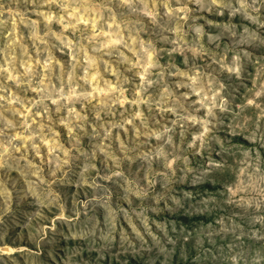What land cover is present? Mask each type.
<instances>
[{
  "label": "rangeland",
  "instance_id": "obj_1",
  "mask_svg": "<svg viewBox=\"0 0 264 264\" xmlns=\"http://www.w3.org/2000/svg\"><path fill=\"white\" fill-rule=\"evenodd\" d=\"M0 158V264H264V0H0Z\"/></svg>",
  "mask_w": 264,
  "mask_h": 264
},
{
  "label": "clouds",
  "instance_id": "obj_2",
  "mask_svg": "<svg viewBox=\"0 0 264 264\" xmlns=\"http://www.w3.org/2000/svg\"><path fill=\"white\" fill-rule=\"evenodd\" d=\"M121 4H126V5H130L133 3V0H120ZM85 23H87V21H85ZM96 36H100V35H105V36H110V33H106V32H97L95 34ZM89 43H91V41L93 39H95V37H89ZM123 43V47L127 48L129 52L132 53V56L136 57L135 59H132V57H130L127 52H125L123 49L121 48H116L114 51H105L106 49H111L112 46L114 45H119ZM143 45L140 46L139 49L135 48L134 46H130L128 43H124L122 40L120 39H115V40H109L108 42H104L101 43L100 45L96 46L93 48V51L96 53H103L106 56H113V53L115 52L120 58H121V63H127L129 65H131L133 68H136L137 65H139L140 68H144L145 70L148 67H151L150 64L145 63V64H141L140 60H141V55L140 53L143 51ZM88 63L91 65L92 63V58L89 57ZM105 71L111 73L112 75H117L118 73V69L116 67H113V64L111 62H106V67H105ZM229 71H235L237 73V75L239 76V72L240 69L239 67L236 68H232L229 69ZM99 73H93L90 76H84L81 79L84 80L85 83H90L91 81L96 80L97 75ZM138 75H141V77L143 78V76L145 75V73H137ZM74 73H70L69 76V91L66 95H61L60 97H58V99H63L66 102V106L68 108V113L70 115H74L76 119H86L87 117L82 115L81 112H78L75 108V104H74V100L78 99V98H84L86 100L89 101V103L91 102L92 99H95V93L96 92H103L104 89L102 88H98L95 89L94 91H88V90H81V91H77V88L80 87L79 85H75L72 84L71 81L74 79ZM119 79V77H118ZM148 83H151V81L149 80ZM191 87V85H190ZM108 91L112 92V91H119V89L116 87V85L110 84L109 83V87H108ZM198 96L201 95L200 92L196 93ZM187 95V94H186ZM219 96V90H217L212 97H208L207 95H202L201 99L199 101H193V104H199L202 107L207 108V115L211 116L213 115L212 109L215 107H220V105L215 103V97ZM205 100H208L209 103L205 104ZM114 103H123L126 102L125 100L121 99V98H117L116 100L113 101ZM132 103H141L142 101L139 100H133L131 101ZM223 102V101H222ZM53 103H56V100H53ZM249 103H252V101H249ZM82 107H84L82 105ZM198 110V109H197ZM57 111H59V108H57ZM141 113L137 112L136 116H140ZM97 117H99V114L97 113ZM185 119L187 120H191L193 123H202L203 124V131L200 133V136H204L208 133L209 128L207 127V124L210 123V121L208 120H204L203 122L199 119H197L196 116L194 115H188L187 117H185ZM60 123H65L64 120H61ZM127 123H131V121H127ZM69 132H72L73 129L71 127H69ZM29 140H32L33 137H28ZM43 144L47 145L49 144V140L44 139L43 140ZM33 147L37 149V155L40 154L39 151V145L38 144H33ZM4 166V162L2 160V158H0V167ZM245 168L241 169V174H243L245 172ZM256 173L260 172L259 168L255 169ZM249 176H253L252 173H249ZM260 180H264V175L259 177ZM261 194H264V188L260 189ZM10 194V192H9ZM35 194V193H34Z\"/></svg>",
  "mask_w": 264,
  "mask_h": 264
},
{
  "label": "bare ground",
  "instance_id": "obj_3",
  "mask_svg": "<svg viewBox=\"0 0 264 264\" xmlns=\"http://www.w3.org/2000/svg\"><path fill=\"white\" fill-rule=\"evenodd\" d=\"M10 250H11L10 245H0V252L1 253H6V252H9Z\"/></svg>",
  "mask_w": 264,
  "mask_h": 264
}]
</instances>
